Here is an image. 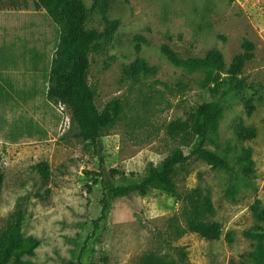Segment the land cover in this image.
I'll return each mask as SVG.
<instances>
[{"label":"rangeland","instance_id":"obj_1","mask_svg":"<svg viewBox=\"0 0 264 264\" xmlns=\"http://www.w3.org/2000/svg\"><path fill=\"white\" fill-rule=\"evenodd\" d=\"M89 10L87 29H102L95 12L97 0H81ZM14 8L13 48L0 55V231L17 210L25 213L22 236L40 244L31 264H139L142 255L154 253L179 264H255L245 257L255 239L244 232L255 228L250 206H264V0H109L107 15L119 20L110 43L89 56L88 84L100 111L111 99H120L121 114L112 127L101 131L97 147L104 161V179L138 180L172 151L181 148L166 132L169 123L185 120L196 105L219 101L223 108L206 148L226 158L231 170L212 168L199 159L178 166L173 181L177 197L158 188L146 196L113 200L104 221L100 216L103 190L100 164L92 144L72 136L69 111L60 113L46 100L48 70L56 47V32L37 0H8ZM145 39L136 52L132 38ZM254 45V57L241 77L255 110L245 114L239 95L215 90L214 73L187 72L161 55L169 46L180 57L201 58L216 50L225 65ZM135 61L149 73L135 80L125 71ZM255 130V138L239 141L236 123ZM247 149L254 169L244 177ZM45 161L50 169L46 184L31 168ZM115 171V172H113ZM97 184L93 185V181ZM198 189L213 212L207 222L222 227L219 240L187 233L166 236L168 219L179 217L184 195ZM182 224V221H179ZM230 236V241L226 236ZM179 252L185 257L181 260Z\"/></svg>","mask_w":264,"mask_h":264},{"label":"trees","instance_id":"obj_2","mask_svg":"<svg viewBox=\"0 0 264 264\" xmlns=\"http://www.w3.org/2000/svg\"><path fill=\"white\" fill-rule=\"evenodd\" d=\"M37 2L46 10L56 32L55 52L47 76L46 100L62 103L67 107L70 112L72 136L85 144L94 146L101 168L104 159L100 148L97 147L100 133L117 122L121 114V103L120 99L114 98L107 101L102 110L97 109L94 92L88 84L89 56L91 53L99 54L103 47L112 41L119 26V20L108 17L109 0H97L96 2L95 12L100 16L101 30L87 29L89 10L81 0H37ZM132 41L135 43V51L139 52L145 39L140 35H135ZM159 51L176 68L187 72L209 71L211 74L214 73L213 88L215 90L226 85L223 94L226 95L233 91L239 95L247 116L255 110L253 100L243 96L247 83L241 77L244 65L254 57V45L251 42L244 41L242 52L235 55L227 66L222 54L216 50L208 52L201 58L180 57L165 44L159 47ZM149 72L151 70L143 62L135 61L125 71V74L135 80L140 74ZM196 106V109L190 112L185 120L177 119L166 127L167 134L172 139H177L182 147L172 151L159 164L151 166L140 179L125 182H116L112 179L106 181L103 168L99 170L96 176L101 178L103 196L100 202V216L95 224L106 220L110 203L116 199L133 195L146 196L153 188L177 197V188L173 181L176 168L193 158L205 162L212 168L231 170L226 158L206 148L209 136L216 130L218 120L222 116L221 103L219 101L203 102ZM233 133L239 141L255 138V130L244 127L242 122L234 125ZM244 158L246 164L241 169V174L244 177H250L254 169L250 149L246 150ZM31 168L44 184L48 182L50 169H48L47 162H39ZM2 183L3 173L0 171V192ZM92 184H97V180ZM183 201L185 206L180 216L168 219L166 236L178 239L191 233L209 241L219 240L222 236L221 225L205 220L206 214L213 212L210 201L201 200L198 189H193L184 195ZM249 209L258 225L244 232V236L257 240V243L253 244L252 250L245 257L255 264H264V206L256 200ZM24 217V211L17 210L7 227L0 231V264H31L23 257L33 256L40 242L35 237L21 235ZM226 239L230 241V236L227 235ZM179 255L181 260L185 257L183 252H179ZM102 261L106 264L107 260L103 258ZM77 264L83 263L78 262ZM139 264H179V262L166 256L147 253L141 256Z\"/></svg>","mask_w":264,"mask_h":264},{"label":"crops","instance_id":"obj_3","mask_svg":"<svg viewBox=\"0 0 264 264\" xmlns=\"http://www.w3.org/2000/svg\"><path fill=\"white\" fill-rule=\"evenodd\" d=\"M15 13L8 0H0V55L8 56L13 48V14ZM0 85L3 86L1 80ZM5 87V86H3Z\"/></svg>","mask_w":264,"mask_h":264},{"label":"built area","instance_id":"obj_4","mask_svg":"<svg viewBox=\"0 0 264 264\" xmlns=\"http://www.w3.org/2000/svg\"><path fill=\"white\" fill-rule=\"evenodd\" d=\"M56 104H57V106H58V108H59L58 110L60 111V113H63V112H65L66 110L69 111V110L67 109V107H66L64 104H62V103H56ZM69 118H70V115L65 117V121H66V123H68V124H69Z\"/></svg>","mask_w":264,"mask_h":264}]
</instances>
